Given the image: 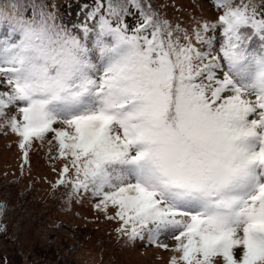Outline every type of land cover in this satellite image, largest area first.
<instances>
[{
  "label": "snow or ice",
  "instance_id": "obj_1",
  "mask_svg": "<svg viewBox=\"0 0 264 264\" xmlns=\"http://www.w3.org/2000/svg\"><path fill=\"white\" fill-rule=\"evenodd\" d=\"M213 6L189 33L151 0L71 26L54 0H0V128L21 149L51 134L53 188L114 209L128 241L171 237L170 264H264V0Z\"/></svg>",
  "mask_w": 264,
  "mask_h": 264
},
{
  "label": "rangeland",
  "instance_id": "obj_2",
  "mask_svg": "<svg viewBox=\"0 0 264 264\" xmlns=\"http://www.w3.org/2000/svg\"><path fill=\"white\" fill-rule=\"evenodd\" d=\"M62 1L54 3L64 23ZM151 3L173 29L179 26L189 33L220 15L213 0ZM220 40L217 33L214 49H219ZM19 139L9 128H0V203L5 205L0 214V264H170L179 255L171 251L175 242L167 235L158 243L168 249L146 237L128 241L116 231L119 220L107 218L114 209L106 213L96 209L98 199L91 193H73L66 186L54 189L67 160L59 158L51 134L44 141L33 140L25 149L19 147Z\"/></svg>",
  "mask_w": 264,
  "mask_h": 264
},
{
  "label": "trees",
  "instance_id": "obj_3",
  "mask_svg": "<svg viewBox=\"0 0 264 264\" xmlns=\"http://www.w3.org/2000/svg\"><path fill=\"white\" fill-rule=\"evenodd\" d=\"M94 0H63L64 5V23L71 26L74 23L81 22L84 18V9L91 7ZM66 14L68 15L66 17ZM129 23H134L133 20L129 19ZM7 34L6 27L0 26V39H3ZM258 46V41H257ZM75 248V247H74Z\"/></svg>",
  "mask_w": 264,
  "mask_h": 264
}]
</instances>
